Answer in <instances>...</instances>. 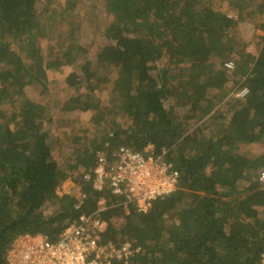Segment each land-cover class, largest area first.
I'll use <instances>...</instances> for the list:
<instances>
[{
  "label": "trees",
  "instance_id": "1",
  "mask_svg": "<svg viewBox=\"0 0 264 264\" xmlns=\"http://www.w3.org/2000/svg\"><path fill=\"white\" fill-rule=\"evenodd\" d=\"M223 1L233 16L190 0H107V43L95 61L118 69L112 104L129 124L119 128L111 118L114 110L108 112L110 131L74 154L75 168L83 170L76 185L87 196L82 209L75 210L76 200L65 195L59 210L45 216L43 205L67 175L44 125L46 108L34 101L29 87L39 81L46 90L48 73L64 67L69 68L65 85L76 93L93 91L101 79L90 59L75 67L76 59L89 53L77 41L75 28L69 30L70 44L45 58L41 40L55 20L39 15L38 0H0V264H8L17 237L46 234L54 240L69 221L95 211L100 197L109 198L107 191L94 192L83 174L94 169L98 152L110 156L121 146L137 152L151 146L180 179L177 189L146 213L108 199L110 208L101 213L107 221L104 240L139 248L127 263L113 264L261 263L264 148L257 154L242 149L264 146V38L257 55L244 54L238 49L240 20L235 16L242 18L256 5L264 20V0ZM77 4L64 0L62 11ZM234 53L243 54L236 75L245 76L249 94L225 104L231 106L226 116L216 108L217 94L229 90L231 71L224 64ZM163 60L167 65L159 69ZM154 70L159 72L153 75ZM86 97H72L63 108L97 110L99 105ZM183 108L187 113L182 114ZM105 113L95 112L94 121L100 123ZM118 220L119 226L113 223Z\"/></svg>",
  "mask_w": 264,
  "mask_h": 264
},
{
  "label": "rangeland",
  "instance_id": "2",
  "mask_svg": "<svg viewBox=\"0 0 264 264\" xmlns=\"http://www.w3.org/2000/svg\"><path fill=\"white\" fill-rule=\"evenodd\" d=\"M190 1L194 4L209 6L219 14L233 16L231 6L226 1ZM63 4L64 0H38L39 15L43 19L50 17L55 20V22L49 24L52 26L49 35L43 37L41 40L40 45L43 55L45 58H49L50 53H57L63 50V46L64 48L68 46L70 44L68 38L70 35L69 30L75 28L74 33L77 41L82 46L89 49L87 56H80L76 59L75 67L79 68L86 59H90L94 63L93 70L96 72L97 76L100 77L101 82L100 87L91 92L85 89L81 90L80 93H76L65 85L64 80L69 72V68L64 67L60 72L49 71L50 73H48L46 81V90L42 88V84L39 83V81H34L29 87V94L30 96L33 94L34 101L46 108L47 122L44 125L49 132L50 141L53 143L56 161L60 169L67 175V179L57 189L54 196L47 199L46 203L43 205L42 211L45 216L54 215L61 206L60 200L62 197L69 192L75 191L77 186L76 180L83 171L82 168H75V151L80 145L93 143V140H97L95 143L96 145L97 142L106 135V132L110 131V127H107V122L110 119L108 112L112 109L114 110L111 118L116 120L119 128L124 129V127L129 124V120L126 118L124 112L119 108H113L115 105L112 104V100L115 98L112 87L114 80L118 77V69L110 65H98L95 61L97 53L101 47L107 43V40L104 38V31L111 21L107 0H78L77 6L66 14L62 11ZM256 8V5L251 6L241 14L242 18L235 16V19L240 20L235 29L236 40L239 43L238 49H243L246 55H257L261 49L264 38V30L261 28L264 20L256 14ZM13 49L15 50V48ZM242 55L234 53L230 55L228 59V61L234 63L233 70H230L231 72L228 73L231 78L226 86V89H231V91L227 90L221 94H217L216 108L226 116L229 115L231 103L236 99L231 97L232 91L239 87L242 82L244 84L245 76L240 74L236 75L237 65ZM162 64L159 65V69L165 66L166 60H163ZM157 72H159V70H154L153 75H156ZM79 94L83 97H92L93 103L98 104L99 108L97 110L85 112L79 110L69 111L63 108L66 101ZM227 103L230 105L225 106ZM116 105H118V103H116ZM187 109L188 108H183L180 110H182L181 112L184 114L187 113ZM101 110L106 113L102 121L96 123L94 121V113ZM204 121L206 123L208 118H205L203 122ZM71 142H76L79 146H75V144H71ZM262 148H264L263 145H255L252 148H243L242 151L251 150L257 154ZM259 216L264 218V210L262 208H259ZM113 223L119 226L121 222L118 220Z\"/></svg>",
  "mask_w": 264,
  "mask_h": 264
},
{
  "label": "built area",
  "instance_id": "3",
  "mask_svg": "<svg viewBox=\"0 0 264 264\" xmlns=\"http://www.w3.org/2000/svg\"><path fill=\"white\" fill-rule=\"evenodd\" d=\"M224 67L233 70L234 63L227 61ZM249 89L243 85L234 89L231 97L244 99ZM96 165L92 171L83 174V181L89 182L94 192L107 191L109 198L100 197L95 211L81 213L54 240L46 234L21 235L15 239L8 254V264H113L127 263L139 249L128 242L115 243L104 240L107 221L101 213L110 206H129L137 213H146L152 204L171 195L178 186L180 173L162 156L154 154L151 146L144 151H134L121 146L110 156L104 152L96 154ZM264 185V170L259 175ZM66 195L74 198L75 210H81L87 199L82 188ZM111 197V198H110ZM264 264V253L261 263Z\"/></svg>",
  "mask_w": 264,
  "mask_h": 264
}]
</instances>
